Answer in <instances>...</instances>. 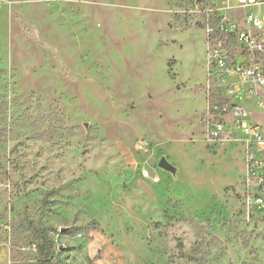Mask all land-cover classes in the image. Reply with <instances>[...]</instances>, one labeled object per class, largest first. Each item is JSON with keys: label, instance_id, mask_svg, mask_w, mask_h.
Returning a JSON list of instances; mask_svg holds the SVG:
<instances>
[{"label": "rangeland", "instance_id": "1", "mask_svg": "<svg viewBox=\"0 0 264 264\" xmlns=\"http://www.w3.org/2000/svg\"><path fill=\"white\" fill-rule=\"evenodd\" d=\"M227 2L0 0V264H40L29 222L59 264H264L262 156L232 113L261 109L206 76Z\"/></svg>", "mask_w": 264, "mask_h": 264}, {"label": "built area", "instance_id": "2", "mask_svg": "<svg viewBox=\"0 0 264 264\" xmlns=\"http://www.w3.org/2000/svg\"><path fill=\"white\" fill-rule=\"evenodd\" d=\"M224 8L230 18L218 16L216 25L209 24L205 29L207 81L219 88V95L243 93L261 109V122H244L246 111L241 105L234 106L232 113L236 125L262 156L251 157L250 164L252 169L260 165L264 191V0H234L233 4L228 0ZM207 106L220 115L226 112V107L219 104ZM224 130L222 121L208 122L207 133L212 138Z\"/></svg>", "mask_w": 264, "mask_h": 264}, {"label": "trees", "instance_id": "3", "mask_svg": "<svg viewBox=\"0 0 264 264\" xmlns=\"http://www.w3.org/2000/svg\"><path fill=\"white\" fill-rule=\"evenodd\" d=\"M91 224L98 225L96 221H92ZM28 229L36 240L35 248L40 257V264H59L53 255V243L49 237L50 232L54 229L33 222L28 223Z\"/></svg>", "mask_w": 264, "mask_h": 264}, {"label": "water", "instance_id": "4", "mask_svg": "<svg viewBox=\"0 0 264 264\" xmlns=\"http://www.w3.org/2000/svg\"><path fill=\"white\" fill-rule=\"evenodd\" d=\"M159 165L166 170H170V171L174 170V167H172V165L169 164L165 159H161Z\"/></svg>", "mask_w": 264, "mask_h": 264}]
</instances>
